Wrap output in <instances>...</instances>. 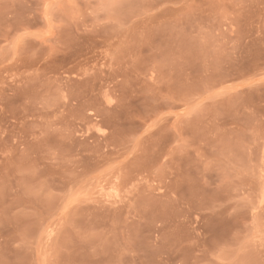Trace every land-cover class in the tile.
<instances>
[{
  "label": "rangeland",
  "instance_id": "obj_1",
  "mask_svg": "<svg viewBox=\"0 0 264 264\" xmlns=\"http://www.w3.org/2000/svg\"><path fill=\"white\" fill-rule=\"evenodd\" d=\"M0 264H264V0H0Z\"/></svg>",
  "mask_w": 264,
  "mask_h": 264
},
{
  "label": "bare ground",
  "instance_id": "obj_2",
  "mask_svg": "<svg viewBox=\"0 0 264 264\" xmlns=\"http://www.w3.org/2000/svg\"><path fill=\"white\" fill-rule=\"evenodd\" d=\"M169 91V90H168Z\"/></svg>",
  "mask_w": 264,
  "mask_h": 264
}]
</instances>
